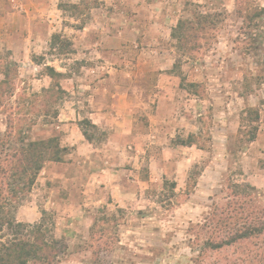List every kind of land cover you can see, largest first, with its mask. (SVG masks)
I'll return each mask as SVG.
<instances>
[{"label":"rangeland","instance_id":"1","mask_svg":"<svg viewBox=\"0 0 264 264\" xmlns=\"http://www.w3.org/2000/svg\"><path fill=\"white\" fill-rule=\"evenodd\" d=\"M47 2L0 0V80L7 74L14 83L0 100V144L19 119L14 146L19 132L62 145L71 132L58 125L70 123L100 145L106 133L85 123L89 100L117 77L142 92L122 108L139 118L136 132L152 136L142 140L139 179L147 181L151 159L167 167L153 168L151 182L137 183L138 196L118 207L84 193L90 163L67 147L63 164L46 163L13 203L16 219L42 224L48 239L62 242L57 264H264V235L205 251L227 234L204 229L216 209L244 201L232 196L236 184L253 186L250 205L264 210V0H157L135 21L123 14L125 0ZM198 14L212 24L191 32L198 37L182 52L171 29ZM54 35L63 38L55 45ZM47 66L63 74L57 82L66 93L51 106L67 112L61 123L32 108V96L55 84Z\"/></svg>","mask_w":264,"mask_h":264},{"label":"trees","instance_id":"2","mask_svg":"<svg viewBox=\"0 0 264 264\" xmlns=\"http://www.w3.org/2000/svg\"><path fill=\"white\" fill-rule=\"evenodd\" d=\"M211 24L209 15L198 14L195 21L179 20L177 26L172 29L171 35L180 41L182 52H189V44L193 38L198 37H193L191 32H202ZM62 39L60 35H54L53 44L61 42ZM47 69L55 84L51 88L44 89L42 95L32 96L36 103L32 108L35 109L37 106L40 109L35 110L39 116L49 117L52 114L54 119H58L59 113L56 111L52 113L51 106L59 101L61 94L66 93L57 82V78L63 74L53 67L47 66ZM12 89L14 83L6 74L4 79L0 80V100ZM17 121L19 119L7 127L8 135L0 144V264H57L62 253V242L55 238L48 239L42 224L31 225L19 222L13 215L15 209L13 203L17 202L20 195L32 188L46 163L64 162L68 148L61 145L58 137L26 140L21 132L16 139V144L19 145L14 146L15 143L9 139L15 131L21 130L20 122ZM85 121L87 126L98 129L90 120ZM81 131L88 141H94L87 129L82 127ZM255 135V132L251 135V141L255 139ZM180 144L186 147L194 145L193 142ZM254 189L250 185L236 184L232 196L242 197L244 201H232L221 208V211L216 209L210 214V221L204 224V229L212 228L215 233L221 231L226 233L227 237L218 243L208 240L205 243V251L222 249L264 235V210L258 212L257 208L250 205L254 201L251 193ZM5 231L8 233L6 234Z\"/></svg>","mask_w":264,"mask_h":264},{"label":"crops","instance_id":"3","mask_svg":"<svg viewBox=\"0 0 264 264\" xmlns=\"http://www.w3.org/2000/svg\"><path fill=\"white\" fill-rule=\"evenodd\" d=\"M47 1L49 2L50 0H45V2ZM125 1L126 4H123L124 7L122 8V11L124 10L123 14L128 20L133 21L138 20V18L143 15L147 17L150 13L149 7L154 6L157 2V0ZM192 1L195 3H202V0ZM138 24L134 26V30H136L138 26L140 29V24ZM83 30H85V28H83ZM55 31L56 28L53 27L52 32ZM115 61L120 63L119 61L122 60L117 59ZM106 63H108V61ZM116 78H108V81L111 80L115 85L109 84L110 87L105 86L101 88L99 92L100 95H92V100H89L91 110L88 114V119L93 125L106 133V139L100 145L96 144L94 141H88L76 123L58 125V128L63 130V126H68L71 132L68 137H65L66 140L62 139V143L64 144H62V146L73 148L76 155H82L86 158L85 163H90V171L87 173L88 181L84 193H90L93 198H95V194L97 195V193H99V198L107 197L108 200L112 198L114 202L119 204L118 207H127L126 201L137 197L139 194L137 183H150L152 180L151 177H153L152 174L154 173L153 168L158 167L161 168L163 172H166L167 165L164 161L159 160V164H157V161L151 159L152 162L149 164V170L152 172H150V176L147 181H141V179H139L141 165H143L141 157V150H144L142 140H144L145 136L149 138L152 136H150L149 133L145 135L135 131L136 126H138L139 118L131 114L132 109L128 110V112H123L122 104L125 102L127 103L128 98H139L142 92L137 86H134L133 89L132 86L129 88L121 87L120 83H117ZM97 90L99 89H95L94 91ZM76 111L77 110H74L75 113ZM63 112L64 111L59 115L60 123L63 121L61 119ZM64 114L67 115V112H64ZM74 137H77L76 141L72 140ZM66 141L70 142L67 143ZM134 145L136 146V151L132 153L129 152V149H133ZM122 149L124 154L128 152V159H126L128 166H125L124 169H122ZM127 155L125 154V156ZM97 160L100 162H97ZM62 164L63 163L53 162L49 165H54V167L59 168ZM24 213L25 212H23V214ZM23 217L26 218V215L24 214Z\"/></svg>","mask_w":264,"mask_h":264}]
</instances>
